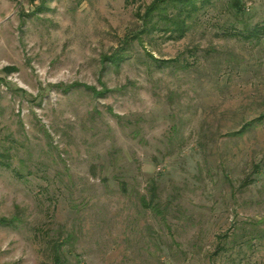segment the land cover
I'll return each instance as SVG.
<instances>
[{
	"label": "rangeland",
	"instance_id": "1",
	"mask_svg": "<svg viewBox=\"0 0 264 264\" xmlns=\"http://www.w3.org/2000/svg\"><path fill=\"white\" fill-rule=\"evenodd\" d=\"M152 1L1 22L0 264H264V37L234 35L264 0L181 38L138 33Z\"/></svg>",
	"mask_w": 264,
	"mask_h": 264
},
{
	"label": "trees",
	"instance_id": "2",
	"mask_svg": "<svg viewBox=\"0 0 264 264\" xmlns=\"http://www.w3.org/2000/svg\"><path fill=\"white\" fill-rule=\"evenodd\" d=\"M210 1L211 0H153L145 7L143 13L140 15L142 23L138 33L142 34L148 33L150 30H157L167 34L168 38H172L174 35L176 38H181L188 29V19L192 18L193 14L200 8L199 6H203ZM197 2H199V6ZM226 3L235 13L242 12V0H226ZM153 18H157V21L152 22ZM234 35L245 40H259L260 37H264V24H256L251 30H247L246 32L236 31ZM145 206L152 208L149 204ZM61 245L62 244L58 243L57 249L54 248L53 254L56 262H59V248Z\"/></svg>",
	"mask_w": 264,
	"mask_h": 264
},
{
	"label": "crops",
	"instance_id": "3",
	"mask_svg": "<svg viewBox=\"0 0 264 264\" xmlns=\"http://www.w3.org/2000/svg\"><path fill=\"white\" fill-rule=\"evenodd\" d=\"M15 7V0H0V24L8 18Z\"/></svg>",
	"mask_w": 264,
	"mask_h": 264
},
{
	"label": "built area",
	"instance_id": "4",
	"mask_svg": "<svg viewBox=\"0 0 264 264\" xmlns=\"http://www.w3.org/2000/svg\"><path fill=\"white\" fill-rule=\"evenodd\" d=\"M21 1V0H20Z\"/></svg>",
	"mask_w": 264,
	"mask_h": 264
}]
</instances>
